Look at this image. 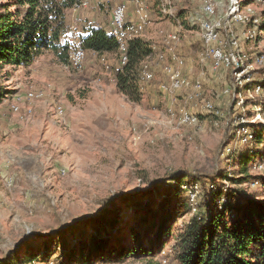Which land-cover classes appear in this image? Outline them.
<instances>
[{"label":"rangeland","instance_id":"obj_1","mask_svg":"<svg viewBox=\"0 0 264 264\" xmlns=\"http://www.w3.org/2000/svg\"><path fill=\"white\" fill-rule=\"evenodd\" d=\"M99 1L67 11L72 44L67 62L43 51L31 65L0 69V87L6 92L0 99V264H176L175 236L160 244L156 256L116 253L102 260L76 259L81 242L93 246L94 236L106 240L107 247L132 248L137 209H157L166 197L174 205L191 203V213L175 217L181 226L197 212L195 207L199 211L202 195L212 189L242 188L248 196L262 193L264 198L257 182L239 185L233 180L243 177L240 156L264 150V139L255 138L260 131L264 135V0H214L217 18H226L236 2L240 10L252 9L245 22L229 20L219 30L221 47L243 56L241 69L236 65L213 69L209 60H201L206 46L197 18L205 16L202 8L207 0H167L172 15L163 12L164 0L154 2L150 27L146 0H120L110 12L111 2ZM13 2L0 0V5L13 11ZM131 2L135 18L129 19L127 11L126 20L135 24L141 16L147 19L136 39L152 37L162 45L171 26L178 28L174 32L179 35L172 44H180L161 49L152 44L151 64L146 58L140 66L139 102L116 87L115 74L127 63H122L121 50H85L80 69L70 63L83 29L110 13L105 27L110 33L117 6L124 3L128 10ZM173 55L184 60L181 71L186 77L201 81L199 92L163 91L169 83L165 62L177 68ZM187 64L193 65L191 74L201 72V77L191 78L183 69ZM143 65H148L151 80L143 78ZM208 103L212 111L206 108ZM183 106L199 117L197 125H182L169 116V108ZM179 170L202 177L206 185L186 184L179 189L168 178ZM250 174L263 175L264 160L256 161ZM129 194L133 198L126 202L124 196ZM75 248V259L69 262L68 254Z\"/></svg>","mask_w":264,"mask_h":264},{"label":"trees","instance_id":"obj_2","mask_svg":"<svg viewBox=\"0 0 264 264\" xmlns=\"http://www.w3.org/2000/svg\"><path fill=\"white\" fill-rule=\"evenodd\" d=\"M76 2L77 0H14L13 11L9 10L7 4H1L0 69L9 65H31L43 51H52L60 60L67 62L72 47L68 41L67 11ZM77 37L79 47L83 50L119 53V40L102 27L90 24ZM152 52L153 45L150 41L132 39L128 42V61L116 72L115 82L118 90L132 101L142 100L140 66ZM5 94V90L0 87V99ZM255 138L262 142L263 131ZM262 160L264 150L240 156L239 171L243 177L233 180L239 185L257 182L262 189L260 192L264 193V174H250L254 163ZM168 178L179 189L186 184L203 182L206 185L202 177L191 176L180 170L170 173ZM215 183L216 179H213L210 185L214 186ZM193 189L192 192L196 190ZM261 194L248 196L242 188L225 186L212 189L202 195L199 211V206L195 207L197 212L192 213L189 221L182 226L176 224L175 217L191 213V203L174 205L166 197L157 209H137L131 228L134 240L132 248L107 247L106 240L101 242L94 236L93 246L87 241L81 242L76 261L97 260L99 257L102 260L105 256L110 257L116 253L119 257L126 256L127 253L156 256L160 244H166V238L175 236L173 260L176 264H264V198ZM132 196L129 194L124 199L128 202ZM104 219L114 224L112 220L109 221L108 216ZM90 246L93 249L91 253L88 252ZM75 254L76 248L68 254L69 262L75 259Z\"/></svg>","mask_w":264,"mask_h":264},{"label":"bare ground","instance_id":"obj_3","mask_svg":"<svg viewBox=\"0 0 264 264\" xmlns=\"http://www.w3.org/2000/svg\"><path fill=\"white\" fill-rule=\"evenodd\" d=\"M89 1L91 2V0H77V2L75 3L73 8H77L80 6L83 7V5L84 6L87 5L89 3ZM166 2H167V0H164V4H163L164 7L162 6L163 12L165 14L172 15L173 11L171 10L170 7H166ZM237 3L238 2H236L235 5L232 8H230V11L228 12L229 13L228 18L227 17L226 18H223V17L217 18V17H215V15H216L215 14V12H216L215 8L216 7H215L214 0H207L204 4L203 8H202V11H203L205 16H198V18H197L198 22H200V24H201L202 37L204 40V44L206 46L205 52H203L201 55V60H203V61L206 59L209 60L211 62V64L213 65V69L214 68L215 69H219V68L220 69L221 68L226 69V68H230V66H235V65L238 69L239 68L241 69V67H244V65H245L243 56L239 55L235 51L227 52L221 47V45L223 43L221 40V36L219 34V30L224 28L223 25L226 24V21L228 23H229V20H230V22L233 20L245 22L246 18L252 14L251 7L247 8L246 10H240L236 6ZM139 9L140 10H138V11H139V13H141V8H139ZM127 11H128L127 6L124 3L117 6V8L114 11L113 21L111 20L112 21L111 22L112 27L110 29V34L114 38H116L120 41L119 42L120 43L119 51L120 50L122 52L125 51V53H124L125 56L122 59L123 64H125L128 60V57H127L128 42L130 40H132L133 37H134V39H136L135 37H139V34H141V33H139L140 30H142L143 25H145L147 23V19H145L144 16H141L140 17V20H141L140 23H137V27H135V24L133 22L127 21L128 19L126 20V16H127L126 12ZM136 12H137V10H136ZM142 12H143V10H142ZM116 20H117V23L120 24V26H123L122 30L116 28ZM166 37H167L168 42H178V40H179V35L175 32L168 33V35ZM232 45L236 46V47L238 46L237 39H233ZM213 48H214V51H213ZM76 51H77V49L73 50V52L71 53V55H70L71 62L70 63H72V65L74 67L79 68L81 66L83 59L86 58L85 57L86 52H85V50L82 49V57H81L80 61L78 62V55L76 54ZM160 59H162V56H160ZM172 60L177 64V68L170 66L169 64L166 65V62H165V66L163 67V70L167 75H169V78H168L169 83L167 85L162 86L163 91L165 93H167L168 95L175 93L177 91H180V90L191 89V88L194 89L196 92H199L202 88L201 81H199V80L198 81H195V80L192 81L190 78H188L184 75L183 71H181L182 70L181 66L184 64V60L182 59V57L179 58L176 55H173ZM172 62H170V64ZM150 64H151V62H150ZM157 67H158V65H157ZM142 72H143V78L144 79L149 80L152 77V73L149 70L148 65H143ZM242 72H245V68L241 70V73ZM241 73L239 71L237 74L240 75ZM247 80H250V79H247ZM260 88L261 87L259 85H258V87H256L257 92H259V90H261ZM263 91H264V89H263ZM193 95L194 94L192 93V96ZM28 97L30 99H33L34 94L30 93ZM183 105H184V103H183ZM206 108L208 110L212 111L213 105L208 103L206 105ZM13 110L17 112L20 109L18 107H14ZM168 113L172 119L177 120L178 123H180L182 125H197V123L199 122V117L196 114H194L193 112H191L190 110H188L185 106H183L179 109L169 108ZM194 196H195V193H193V197Z\"/></svg>","mask_w":264,"mask_h":264},{"label":"crops","instance_id":"obj_4","mask_svg":"<svg viewBox=\"0 0 264 264\" xmlns=\"http://www.w3.org/2000/svg\"><path fill=\"white\" fill-rule=\"evenodd\" d=\"M105 0H100L99 2H104ZM107 2H111V3H108L107 5H110V6H108V11L110 12L111 11V8L113 7V6H115V5H117L119 2H120V0H106ZM161 2L160 4H162V2H163V0H154V1H151V0H146V3H147V6H148V10H149V13H150V18H151V22L149 23V25H148V27H150V26H152V13L154 12V9H156V7H154V2L155 3H158V2ZM176 9V8H175ZM95 11H97V10H95ZM99 13V12H98ZM109 15H110V17L109 18H105V17H103V19L102 20H97L96 22H94V25H96V26H99V27H102V28H104L105 29V27H109V23H110V18H111V14L109 13ZM127 15H128V18L129 19H134L135 18V14H134V4L131 2L129 5H128V13H127ZM108 17V16H107ZM147 27V28H148ZM177 31L178 30V28L177 27H171L170 26V29L168 30V31H166L164 34H163V36H162V39H161V44L162 45H158L156 42H154V40L152 39V37H141V39L142 40H146V41H150L153 45H154V47H157L158 49H161V47H163V48H165V47H168V46H170L171 44H172V42L169 44V42L167 41V35H168V33H170V32H174V31ZM166 38V39H165ZM157 44V45H156ZM173 46H175V45H180L179 43L177 44H172ZM176 47H174V49H175ZM171 51V50H170ZM152 57H150V58H147L146 60H145V62H152L150 59H151ZM190 67H193V65H189V64H187V65H185V67L183 68V69H185V72L187 73V74H189V76L191 77V78H199V77H201V72L200 73H197L196 75H193V74H191V68ZM191 74V75H190ZM195 76V77H194ZM182 92V91H181ZM191 95V91L190 92H188V97Z\"/></svg>","mask_w":264,"mask_h":264},{"label":"built area","instance_id":"obj_5","mask_svg":"<svg viewBox=\"0 0 264 264\" xmlns=\"http://www.w3.org/2000/svg\"><path fill=\"white\" fill-rule=\"evenodd\" d=\"M232 8V7H231ZM229 17V13H227V18ZM226 25V24H225ZM223 25V26H225ZM122 27L123 26H120V24L117 23V20H116V28L117 29H121L122 30ZM135 27H137V22H135ZM213 51H214V48H213ZM125 52V51H124ZM123 52V54H124ZM76 54L78 55V62L80 61L81 57H82V47H78L77 51H76Z\"/></svg>","mask_w":264,"mask_h":264}]
</instances>
